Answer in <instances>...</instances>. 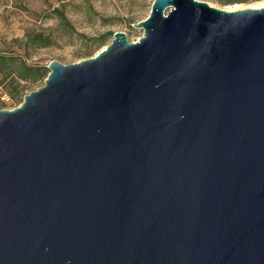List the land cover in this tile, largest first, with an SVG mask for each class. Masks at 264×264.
Here are the masks:
<instances>
[{"label":"water","instance_id":"obj_1","mask_svg":"<svg viewBox=\"0 0 264 264\" xmlns=\"http://www.w3.org/2000/svg\"><path fill=\"white\" fill-rule=\"evenodd\" d=\"M133 28L0 111V264H264V7Z\"/></svg>","mask_w":264,"mask_h":264},{"label":"rangeland","instance_id":"obj_2","mask_svg":"<svg viewBox=\"0 0 264 264\" xmlns=\"http://www.w3.org/2000/svg\"><path fill=\"white\" fill-rule=\"evenodd\" d=\"M155 0H0V54L15 57L0 77V111L13 110L23 98L44 86L45 79L21 82L16 79L20 63L45 69L56 61L64 66L81 60L94 48L95 40L107 34L123 33L135 43L143 36L133 25L144 21ZM209 7L228 11L239 8L259 9L264 0H197ZM54 11L67 19L63 24ZM35 35L47 39L46 48H36ZM93 51L94 57L108 46L113 37Z\"/></svg>","mask_w":264,"mask_h":264},{"label":"trees","instance_id":"obj_3","mask_svg":"<svg viewBox=\"0 0 264 264\" xmlns=\"http://www.w3.org/2000/svg\"><path fill=\"white\" fill-rule=\"evenodd\" d=\"M54 13L58 16L59 20L63 23V24H68L67 19L65 18V16L60 13L59 11H54ZM112 36L111 34H107L104 35L102 37H99L97 40H95V44H94V48H89L87 51H85L82 54V58H90L93 54V51L96 49H99L100 47H102L108 37ZM34 40H32L34 46H36V48L40 49V48H46L48 46V40L47 39H42L41 35H35ZM15 59V57H11V56H6V55H2L0 54V77L4 76L6 70H8V65L10 63H12V61ZM47 70L45 69H33L29 66H27L24 62L20 63V66L18 68V72L16 73V79L21 81V82H25L28 81L29 79L33 78L34 80H41V79H46L48 76Z\"/></svg>","mask_w":264,"mask_h":264},{"label":"bare ground","instance_id":"obj_4","mask_svg":"<svg viewBox=\"0 0 264 264\" xmlns=\"http://www.w3.org/2000/svg\"><path fill=\"white\" fill-rule=\"evenodd\" d=\"M264 7V6H262ZM237 10H240L239 8H235V9H231V10H228L227 12H233V11H237Z\"/></svg>","mask_w":264,"mask_h":264}]
</instances>
